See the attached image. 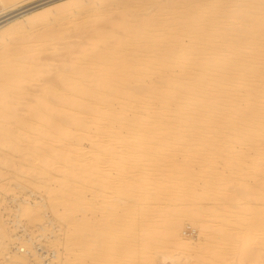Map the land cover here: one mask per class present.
Here are the masks:
<instances>
[{"label":"bare ground","instance_id":"1","mask_svg":"<svg viewBox=\"0 0 264 264\" xmlns=\"http://www.w3.org/2000/svg\"><path fill=\"white\" fill-rule=\"evenodd\" d=\"M145 1L75 0L74 5H60L57 14L67 22L69 13L81 7L93 9L105 2L108 9L101 19L97 15L96 21L81 22L90 38L76 52L80 55L60 59L63 65L49 70L51 76L32 92L19 83L37 77L42 60H47L45 47L61 37L62 30L52 25L56 12L47 17L49 9H40L0 26V120L10 125L0 124V149H25L21 142L26 134L33 135L27 138L33 139L28 140L31 147L58 149L55 157L49 153L39 158L45 168L57 172L58 178L51 173L59 181L49 196L54 209L65 216L77 198L72 197V177L85 178L91 169L85 162L89 158L82 164L84 159L78 157L88 153L82 140H90L98 151L117 154L125 168L122 182L135 200L141 243L147 247L141 245L142 250L170 242L177 253L194 250L198 258H208L211 252L203 254L200 243L176 230L186 218L204 235V247H230L241 264L240 248L254 246L250 264H264V210L249 201L264 198V0ZM19 2L0 0V15L21 7ZM35 20L42 25L36 32L30 30ZM61 115L75 125L73 161L65 153L68 130L51 123ZM102 136L106 139L100 140ZM243 144L247 149L238 148ZM218 157L228 174L220 170ZM75 160L79 163H71ZM13 161L0 153V179L2 167ZM249 175L258 182H247ZM198 178L203 179L204 193L215 200L211 209L184 204L186 188ZM233 187L242 190L235 198ZM236 199L246 202L233 205ZM163 200L166 207L152 206ZM38 202L47 206L43 196ZM17 210L19 219L20 205ZM158 212L162 216L155 220ZM72 235L79 245L72 250L80 262L87 254L86 237ZM215 254L226 259L225 252Z\"/></svg>","mask_w":264,"mask_h":264},{"label":"rangeland","instance_id":"2","mask_svg":"<svg viewBox=\"0 0 264 264\" xmlns=\"http://www.w3.org/2000/svg\"><path fill=\"white\" fill-rule=\"evenodd\" d=\"M74 1L75 0H20L18 5H20L21 7L13 10L12 13L8 12V14L6 12L7 14H2L4 17L0 15L2 17H0V26L2 25L3 27H5L6 25L12 23L13 21H16L17 19L23 20L33 12L46 8V11H48L49 9V11L46 12L47 14L44 13V15L47 17L51 15V13L56 12V14H53V16H55L54 19H56L52 21V25H57L56 27L62 30L61 37L54 39L53 41H51V44H49V46L47 45L45 47L49 50H45L46 53L44 52L45 54H43V57L45 55V58H47V60H42L43 62L45 61V64L43 62L42 63L44 64V66H47L41 67V72L35 79H28L19 83L24 90L29 89V91L31 90L32 92L33 90L37 89V86L41 83V81H43L44 78H47V76H51L49 75L51 74L49 70H54L57 68V66L59 67L63 65L62 62L60 65V59L63 58L62 61H64V59L67 58L72 59L74 57H78L80 53L76 52L84 44H86V42H88L90 38V30L82 25V21L90 20V22H92L94 21V19L96 21L98 19V16L99 19H101L103 15L107 13L106 9H108V7L104 6L105 2L103 4L101 3L100 5H97V7L93 9L90 7H81L77 9V12L69 11L70 20L69 22H67V20L62 18V15L60 13L57 14V11H59V6L63 3L67 2L68 5H74ZM120 1L122 3L123 1L126 2V0ZM147 1L148 0H146L145 2ZM94 10H97V12H94ZM101 11L106 12L102 13ZM38 24H40V21L35 20V22L32 24V29L30 28V30H39V27H41L42 25L40 26ZM10 38H12V40H15V37L13 38V36H11ZM10 40L11 39H9L8 43L13 42H11ZM30 100L27 101V103H31ZM35 105V103L26 104V106L24 107L28 109L34 107ZM44 106L45 105H39V107ZM6 122L8 121L6 119L4 120V118L0 120V124H5ZM51 123H57L61 125V127L64 126L68 130V135L65 137L64 141L65 147L67 148V152L65 153L67 157L70 158V160L76 158L77 154L74 153L75 151L73 146V144L76 142L74 137L75 125L71 122L70 117L65 118L62 115L59 117L57 116L55 120L51 119ZM6 125L10 127L9 122L6 123ZM26 135H28L29 137L33 136L32 134ZM29 137H24L25 141L23 139V142H21V144H26V147L23 146V148L25 147V149H0L1 156H6L14 160L10 166H4L1 170V175L3 177L0 179V264H29L28 258L24 254L16 253V255L14 256L12 255L13 253H9V249H7L8 247H6L8 246V243L12 239L13 235L8 228L5 215L10 210H14L15 207L18 208L19 205L21 210L19 219L17 218V220L22 219L25 223V226L30 229H37L39 226L41 227L47 219H51L53 221V225H50V229L54 231L55 234L53 235H55V238L51 237V245L56 248V250H58V258L56 264H67L69 262V259H73V264H129L130 262V264H239V262H237L236 256L233 255V249L230 247H227L225 245H223L224 248L218 245L219 248L215 249L211 247H204V235L202 233H199V229H195L196 225L189 222L186 218H183L182 223L176 225V230L182 235L183 238L195 239L198 243H200L201 250L200 248L198 250H200V252L203 251V254L211 252L208 258H204L203 255H200V257L198 258L197 252L194 250L191 252L185 251L186 254L179 251L177 253V251L175 252V250L173 251V249L171 248L170 242H167L166 246L160 245L161 247H148V249L142 250V232H140L141 230L138 226V221L136 222L138 215L135 211V200L134 198L130 197V194L125 192V186L122 182V171L125 170V168L123 166H120L119 160L116 159L117 154H114L113 152H111V150L110 152L109 150L106 151V149V152H103L104 148H102V152H100L101 150L95 148V144H93L90 140H82L81 144L84 147V150L88 153L84 154V157H81L80 155L78 157L82 160L84 159L82 164L86 162L88 167L91 165V169L89 167L90 170L85 178L81 177L80 179H78L75 178V175L74 177H72V179L76 180L74 182H72L71 180V184H74L72 185V192H74V195L72 194V197L76 196L77 198H73L72 202L74 204H71V209L69 210L70 212L66 211L67 216H62L61 212H57L54 209L52 205L53 200H51V197L49 196L51 193L50 187L57 186V181H59V179L53 178L51 173L53 172L54 177L58 178V176L55 175V173L57 172L55 170L45 168L42 163H40L44 157L46 158L49 155V153L54 157L55 155H58V149H51L50 147L49 150V148H47L46 146L41 148L31 147L32 143H30V145L28 144L29 139L27 138ZM44 139L46 145H48V141L46 142V140L48 139ZM104 139L106 138H104L103 136L100 138V140ZM31 140L33 141V139ZM31 140H29V142ZM51 142H54V139H52ZM27 146L32 151L30 149L28 150ZM240 147L247 149V145L244 144L242 146H238V148ZM38 149H41V153L40 151H38ZM97 149L100 151H98ZM97 151L100 153H98ZM53 153H55V155ZM181 155L179 156V158L182 157ZM39 156H42L43 158L41 159L39 158ZM23 157L25 158V160H21V158ZM86 157L89 158L87 159L88 161H85ZM260 157L263 158L264 155ZM72 161L71 163L74 164H76V162L79 163V160H75L74 162ZM217 161L222 173L225 175L228 174L229 169L225 166L223 158L218 157ZM261 164L264 167V158L262 159ZM96 165H98L99 168L96 167ZM73 168L76 169V166H74ZM194 170H199V166L197 163L194 166ZM74 172L76 173V170ZM244 179L249 183L258 182L256 181L257 178L252 175L246 176ZM80 186L81 188H79ZM190 187H192L193 189H190ZM204 191L203 179L198 178L197 181H194V184L192 186L189 184L188 188H186L187 195L184 204L186 206L190 205L193 208L206 207V209H211V206L215 204V200L212 199L211 196L206 195ZM230 192H233V198H235L240 195L242 190H239L237 187H233ZM80 193L83 195H80ZM260 193H262V191ZM28 194H35V196L33 199H30L28 201L29 203L23 202L24 200H28L25 199L27 198ZM42 196L45 197V203L47 205L46 207L41 205L42 202H38ZM16 198L24 199L16 200L17 202H10L12 199ZM80 201L85 204L81 203ZM246 201H244V199H236L233 200V205L237 202L245 203ZM249 201H251V203L256 208H261L264 210V198L262 199L261 195L257 196L256 198H251ZM30 203L34 205H31ZM167 203L168 202L166 200H163L162 203H153L152 206L154 208H157L159 205L166 207ZM126 204L129 205L130 210L127 209L128 206ZM17 208L16 215L18 214ZM58 208L60 209L61 206ZM160 216L162 215L158 212L154 219L158 220L160 219ZM72 217L74 218L71 219ZM78 221L81 223H79ZM72 234H78L79 236L85 234L86 237L85 240L87 242V254L81 259L80 262H77V260H75V252L74 250H72L73 247L76 249L79 248V245L76 244L75 237L73 238ZM72 239L74 240V243ZM253 247L254 246L248 249H244L243 247L240 248V255L242 256V260L244 261L241 264L251 263L253 257L252 254L255 250L253 249ZM69 248L71 250L70 254L68 250ZM141 251H144V255L143 253L141 255ZM145 251H147L148 255H146ZM216 252H225L226 259H221V257H218L217 254H215ZM139 253L142 257L146 258L143 260ZM166 253L169 257L164 256L166 255ZM173 255L178 256L174 257ZM172 256L174 258H170ZM8 257L11 258L8 259Z\"/></svg>","mask_w":264,"mask_h":264},{"label":"built area","instance_id":"3","mask_svg":"<svg viewBox=\"0 0 264 264\" xmlns=\"http://www.w3.org/2000/svg\"><path fill=\"white\" fill-rule=\"evenodd\" d=\"M35 194H28V201L33 199ZM24 198L12 199L10 202L20 200ZM16 208L10 210L5 215L6 223L11 231L12 239L8 243V249L12 253L17 252L24 254L28 258L29 264H56L58 258V252L56 248L51 245L52 234H55L50 229L51 219H47L42 229L40 226L37 229H30L25 226L22 219L21 223L18 222L16 216ZM48 222V223H47Z\"/></svg>","mask_w":264,"mask_h":264}]
</instances>
